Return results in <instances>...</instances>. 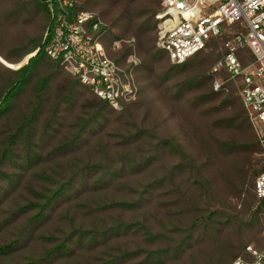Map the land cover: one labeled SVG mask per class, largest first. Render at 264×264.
I'll return each instance as SVG.
<instances>
[{
    "label": "trees",
    "instance_id": "16d2710c",
    "mask_svg": "<svg viewBox=\"0 0 264 264\" xmlns=\"http://www.w3.org/2000/svg\"><path fill=\"white\" fill-rule=\"evenodd\" d=\"M0 3V56L4 63L17 65L38 50L18 69L0 61V264H183L181 255L186 253L194 257L193 264H233L241 255V258L253 261V256L246 252L247 242L241 232L246 219L240 218L241 211L236 206L228 205V199L220 193L208 173L212 163L228 159L240 174L239 184L234 186L236 194L239 198H250L245 205L246 211L251 210L255 201L258 203L256 209L251 210V221H258L260 212L264 216V199H257L252 193L255 184L251 178L262 170L254 169L248 158H252L254 152L264 151V137L218 140L219 144L215 146L211 142L205 145L197 136L203 144L201 155L197 157L179 137L157 132L155 128L140 127L132 121L127 123L130 127L125 133L120 132L117 148H123L119 152H113L104 143L101 150L96 149L102 159L89 156L84 161L82 157H86V153L79 152L99 133L102 120L108 119L110 113H117L115 120L125 121L134 101L116 109L91 90L93 99H83L85 104L81 111L65 125L64 113L79 100L72 98H76L83 84L43 50L51 36H44L51 27L46 0H1ZM99 5L98 0H76L75 7L95 13L101 20L100 14L94 11ZM158 11L155 7L149 12H139L142 20L134 29L136 37L141 39L155 26ZM112 25L101 21L100 39L113 60L129 66L127 59L135 46L139 48L140 42L121 39L122 35L112 33ZM18 26H24L22 33H16ZM224 34L211 36L205 49L218 39L225 40ZM117 39H120V45L113 48ZM205 49L181 64L170 65L158 75L159 80L164 82L171 74L184 73L187 77L174 94L183 97L198 88V92L203 91L212 99L193 101L212 103L225 89L214 90L213 75L208 76L206 71L217 55L208 56ZM142 50L143 62L134 67L139 93L141 79L147 78V72L152 70L149 61H158L168 54L154 45ZM59 71L65 72L66 82L55 91L51 83ZM229 96L224 97L222 106L231 101ZM249 117L242 101L241 111L232 114L229 120L240 128L251 125ZM40 122L45 127L41 134L37 132ZM56 134L61 135L57 142ZM137 141L151 143L150 150L144 149L138 157L127 147ZM47 143L53 144L52 149L47 153L40 152V145ZM166 150L174 152L178 159L176 163L163 161ZM76 152L81 158L71 156ZM53 154L56 163L45 165ZM61 157H66L67 162L61 161ZM241 158L246 161L242 162ZM155 165H159L160 170L152 168V179L135 181H141V188H135L138 197L97 199L106 187L117 188L118 183L134 181L135 176ZM184 172L193 179V188L201 191L198 197L190 193L194 190L182 179ZM161 187L164 191H160ZM158 198L159 208H150ZM187 202L192 203L189 207L183 206ZM91 203H96V207H87L89 211L83 213L85 220L77 222V215L71 208L91 206ZM136 207L143 212L133 213L129 218L119 213ZM187 210L188 220H185L181 215ZM54 216L55 222L52 221ZM63 216L68 220L66 227L58 225ZM234 220L238 230L236 238L230 230L226 231Z\"/></svg>",
    "mask_w": 264,
    "mask_h": 264
},
{
    "label": "rangeland",
    "instance_id": "374dc122",
    "mask_svg": "<svg viewBox=\"0 0 264 264\" xmlns=\"http://www.w3.org/2000/svg\"><path fill=\"white\" fill-rule=\"evenodd\" d=\"M100 5L94 9L96 13H99L101 16V21L105 22L106 24L113 23L112 25V33L116 34L117 36L122 35L121 39L132 40V42H140V46L136 49L135 52L137 57H139L140 62H143V50L144 47H149L154 45L156 49L160 47L157 44L158 40V23L159 20L157 15L162 11L163 0H98ZM1 2V0H0ZM1 6V3H0ZM155 7H158L159 11L156 13L155 16V26L151 28V30L147 31L141 39L134 35L135 27L139 23L142 18H140L139 12L142 11H151ZM144 14L143 17H145ZM117 21V22H116ZM116 22V24H115ZM24 29V26H18L16 28V33H22L21 30ZM226 37L225 40L218 39L216 41V46L210 45L207 49L204 50L205 54L208 56H216V59L212 61L206 74L211 76V69L215 62L219 59L222 54L223 44L224 42L229 39L230 33L225 32L224 34ZM45 36V33H44ZM120 39L115 40V42H119ZM120 45V44H119ZM140 50V51H138ZM139 52V53H138ZM249 56V54H248ZM31 59V58H30ZM29 59V60H30ZM24 60V59H23ZM16 64H8L4 63L2 57L0 56V61L8 67L13 69H18L29 62V60H24ZM149 66L152 67L151 71H148L147 78L141 79V86H140V93L139 96L134 101L133 105L130 108L131 113L129 116L125 117V121H116L115 118L119 114L117 113H110L108 114V119H103V127L101 130L98 131L96 136L90 138V145L87 147H83L80 150V154L86 153V157L83 160H87L89 156L95 158L96 160L102 159L101 153H96V149L101 150L102 145L106 143L109 146V149L113 150V152H119L117 148L118 144L121 141V134L125 133L130 127L127 123H131L132 121H136L140 127H149L155 128L157 132H163L167 135H174L181 139L182 143L186 146V148L195 154L197 157L201 155V149L203 148L202 145L199 143L197 136H200L205 145L216 144L218 140H225L229 138L234 139H245L246 137H253L257 135L259 138L264 137V127L254 122L250 117V126H242L240 128L237 123L230 122L229 118H231L232 114H237L241 111L242 108V99L239 94V89L235 84H229L227 90L223 91L220 97L216 98L212 103L209 104H202L194 102L193 99H212L208 98L209 96H205V93L198 92L199 89H193L187 92V94L183 97H178L175 93L176 89L179 87V84L187 77L184 73H176L171 74L170 77L167 78L166 81L162 82L159 80L158 75L162 74L164 70H166L170 65L174 64L169 55L166 53V57L163 59H159L158 61L150 60ZM64 73V74H63ZM65 72L59 71L56 73L54 78L52 79L51 87L53 90L57 91L61 89V86L66 82L64 80ZM42 75H39V77ZM215 77H212L214 80ZM176 95V96H175ZM227 95H230L228 98L231 101L226 106H222V100ZM94 94L85 85H81L77 92L76 98L72 99H79L74 101L69 107V110H66L64 113V124L66 125L68 121H72L76 116V113H79L82 109V106L85 104L83 99H93ZM182 99V100H177ZM131 101V102H133ZM219 106V108H218ZM67 109V108H66ZM233 110H235L234 113ZM249 123V122H247ZM246 123V124H247ZM244 124V125H246ZM43 123L40 122L37 125V132L41 134L44 131L45 127H43ZM133 126V125H132ZM60 129H64L59 127ZM47 129V128H46ZM89 138V134H86ZM61 137L60 134H56L55 142ZM53 142V144H55ZM213 143V144H212ZM53 144H43L40 145V152L47 153L52 149ZM201 146V147H200ZM128 149L132 152V154L140 155V153L149 151L151 148V143L144 144L143 142H134L129 143L127 145ZM147 153V152H145ZM72 157H79L77 152L71 155ZM56 155L53 154L50 157L49 162H46L45 165H49L51 163H56ZM61 161L67 162L66 157H61ZM72 160V159H68ZM74 160V159H73ZM163 161L166 163L174 164L178 161L177 156L172 151H164L163 152ZM242 162L243 160L241 158ZM241 162V164H242ZM248 162H252V167L257 170H264V151L263 152H254L253 157L248 158ZM238 164V165H241ZM160 170L159 165L156 167L151 166L144 171H142L139 176H135L134 181H127L124 183H118L119 185L116 187H106L103 189L99 196H96L97 199L105 198L110 199L111 196H136L138 197L139 194L135 192V188L140 189V183L145 182L151 177V171ZM238 169L230 163L228 159L221 160L219 162L212 163L210 166V174L208 175L213 179L215 186L219 189L220 193L228 199V205L230 207L236 206L238 210L241 211L239 215L240 218H245L246 223L243 226L241 232L243 233L244 239L247 242L246 252H248L247 248L252 246L257 250H261L260 248L264 246V216L263 212L259 213L257 217L259 220L251 221V210L256 209L258 203L254 202L250 211L245 210L246 202L250 200L249 197L247 198H239L236 194L237 189L234 186H237L240 179V174L238 173ZM207 174V173H206ZM190 174H186L185 172L182 174V179H184L187 184L190 186L191 191L195 197H198L201 193L200 190L196 191V187L193 188V179L190 178ZM257 177V176H256ZM255 176H253L252 182L255 184ZM140 178V182H135L137 179ZM133 189V190H132ZM164 191V188L161 187L160 191ZM252 193L255 194L254 186L252 187ZM103 201V200H102ZM159 202V198L157 202L152 203L150 208L156 207L159 208L156 203ZM192 203V202H191ZM190 202L184 203L183 206H190ZM96 203H91L89 205H77L73 206L72 212L77 215L76 221L78 220H85L86 216L83 213H87L89 209L87 207H96ZM85 206V207H84ZM184 208V211L188 208ZM230 210V209H229ZM150 211V209H147ZM143 212V209L136 207V209H126L121 210V213L125 218L131 217L134 213L140 214ZM71 214V213H70ZM162 217V215H160ZM182 218L188 220V210L184 212ZM55 222V216L52 219ZM63 221V222H62ZM68 220L63 216L58 222L59 226L66 227ZM236 220L229 223V228H227V233L230 230L233 237L238 236V230L236 227ZM261 246V247H259ZM183 257V264H193L194 257H191L190 254H182ZM242 256V255H241ZM240 256V257H241ZM236 260V259H235ZM77 263V260H75ZM168 264V263H167ZM169 264H174L170 262Z\"/></svg>",
    "mask_w": 264,
    "mask_h": 264
},
{
    "label": "built area",
    "instance_id": "2783aa9c",
    "mask_svg": "<svg viewBox=\"0 0 264 264\" xmlns=\"http://www.w3.org/2000/svg\"><path fill=\"white\" fill-rule=\"evenodd\" d=\"M51 27L44 52L81 83L119 109L137 98L135 49L129 66L113 60L100 39L101 20L76 8V0H46ZM157 15L158 46L171 61L181 64L206 48L211 36L230 33L222 54L211 69L214 90L235 84L250 118L264 127V0H163ZM236 27H232V26ZM120 42H114L113 48ZM249 54V56H248ZM257 199H264V170L255 179ZM253 261L237 258L233 264H264V249L247 248Z\"/></svg>",
    "mask_w": 264,
    "mask_h": 264
},
{
    "label": "water",
    "instance_id": "95a60500",
    "mask_svg": "<svg viewBox=\"0 0 264 264\" xmlns=\"http://www.w3.org/2000/svg\"><path fill=\"white\" fill-rule=\"evenodd\" d=\"M37 52H38V50L34 51L33 53L28 54V55L24 58V60H29V59L32 58L35 54H37ZM24 60H23V61H24Z\"/></svg>",
    "mask_w": 264,
    "mask_h": 264
}]
</instances>
